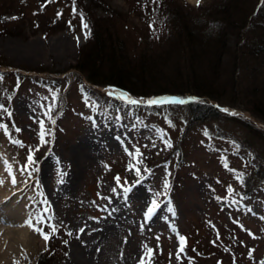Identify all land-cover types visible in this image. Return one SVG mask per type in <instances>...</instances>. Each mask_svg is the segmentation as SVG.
Returning <instances> with one entry per match:
<instances>
[{
  "label": "rangeland",
  "instance_id": "374dc122",
  "mask_svg": "<svg viewBox=\"0 0 264 264\" xmlns=\"http://www.w3.org/2000/svg\"><path fill=\"white\" fill-rule=\"evenodd\" d=\"M216 2L0 0V177L17 179L0 211L19 208L13 228L32 239L19 264L48 252L62 264H264V176L242 184L264 172V120L245 99L264 63L237 45L256 40L257 28L227 34L239 63L232 56L221 68L222 82L232 76L226 95L182 93L184 103L149 105L155 97L92 84L75 68L92 36L86 12L107 23L128 55L154 56L159 40L175 38L164 9L189 25ZM254 3L243 8L252 13ZM169 97L178 98H156ZM188 102L219 114L190 123ZM30 154L34 163L22 171Z\"/></svg>",
  "mask_w": 264,
  "mask_h": 264
},
{
  "label": "trees",
  "instance_id": "16d2710c",
  "mask_svg": "<svg viewBox=\"0 0 264 264\" xmlns=\"http://www.w3.org/2000/svg\"><path fill=\"white\" fill-rule=\"evenodd\" d=\"M72 1L80 5L84 2ZM244 4L245 0H218L205 18L202 16L194 21L191 19L189 25H185V20L180 18L177 11L164 9L168 20L166 23L172 25L175 38L172 40L170 33L169 40H159L161 51L154 56L151 53L128 55L126 48L119 49L120 42H113V38H119L106 26L107 23H102L86 12V21L91 26L92 36L80 48L75 68L84 72L92 84L117 87L136 97L173 95L185 98L188 96H183L182 93H192L200 98H212L219 89L220 94L226 95V88L230 86L232 76L222 82L221 68L232 56L235 68L239 63V58L230 53L231 48L227 40L229 32L236 28L242 31L249 27L257 28L256 40H252L250 44L247 40H238L237 45L244 44L242 47L248 50L247 54L253 60L264 63V0H255L252 13L243 8ZM157 6L160 4L155 3L154 7ZM256 20L258 21L254 24L252 21ZM203 27L206 28L204 32ZM204 37L206 39L202 40ZM184 38L186 40H183ZM175 49L178 50V58L173 56ZM170 69L173 72H170ZM163 71L167 75H164ZM254 71L260 74L255 68ZM219 77L220 87L217 84ZM233 77L235 84L237 71H233ZM101 78L105 79V82L100 81ZM247 94L245 99L249 103L248 108L264 120V78L256 87L249 88L245 95ZM186 107L190 112V123L209 117L215 118L219 114L217 109L208 104L191 102L186 104ZM263 173L253 174L249 179L243 178V186H252L253 181L261 180ZM198 252L201 251H190V258H195ZM58 255L56 252L41 254L38 264H62L63 259L58 258ZM187 264L193 263L188 261Z\"/></svg>",
  "mask_w": 264,
  "mask_h": 264
},
{
  "label": "bare ground",
  "instance_id": "6f19581e",
  "mask_svg": "<svg viewBox=\"0 0 264 264\" xmlns=\"http://www.w3.org/2000/svg\"><path fill=\"white\" fill-rule=\"evenodd\" d=\"M10 170H11V168H10ZM10 176L12 177V175H10ZM2 178L0 177V196L2 198H6V197L11 198V196H13L12 195L13 192L15 191V190H13V186L17 182L12 183V182H10L9 179L6 180L5 179L6 177L3 179ZM23 183H24V181H23ZM4 203H5V201H4ZM11 210L7 209L5 211L2 210V212L0 211L1 213H3L5 215L4 217H6L3 220L1 219L2 221H0V264H19L25 258V256H27L26 254H29V253H27L28 252L27 248L30 247L32 244L31 238L26 237V235L20 233L18 229L13 228V225L16 223L17 217H22L21 213L19 211V208H17L16 210H13V209H11ZM9 211H11L12 213L14 212V213L11 214V213H9ZM71 264H80V262L79 261L76 262V260H74V261H72ZM87 264H88V262H87Z\"/></svg>",
  "mask_w": 264,
  "mask_h": 264
},
{
  "label": "snow or ice",
  "instance_id": "6c2138e0",
  "mask_svg": "<svg viewBox=\"0 0 264 264\" xmlns=\"http://www.w3.org/2000/svg\"><path fill=\"white\" fill-rule=\"evenodd\" d=\"M155 2V0H154ZM200 3V0H197V5H199ZM87 24L85 23L84 24V28H87ZM90 35V33H86V38L87 36ZM2 78V77H0ZM122 95H126V94H122ZM128 102L129 103H132V104H139L140 101H137V100H133V99H128ZM185 101L183 99H179V98H174V97H169V98H154V99H150L148 101H146L147 104L149 105H152V104H164V103H184ZM4 106L3 105H0V109H2ZM225 111H228L227 109H225ZM233 115H236V113H232ZM41 127H43V124H41ZM43 135V134H42ZM34 163L33 161V157L32 155L30 154L28 157H27V164L22 168V171H26L27 168H28V165ZM137 173H139V169L136 170ZM117 179V182H119V177L116 178ZM12 183H16L15 181V178L12 179ZM149 212H151V210H149ZM26 223H28L29 225L32 224V220L29 219L28 221H26ZM40 223L43 224L44 223V219L43 217L41 218L40 220ZM38 231H40L41 233H43V229L40 228V229H37ZM51 230L53 232L56 231V227L53 225L51 226ZM81 231H83V229H81ZM71 235V233H69ZM43 238L45 241H47L49 239V235L48 234H44L43 235ZM158 239V238H157ZM182 240L184 239L183 237L181 238ZM152 249H149L148 252L149 253H152ZM182 251V249H181ZM140 264H145V257H141L140 258Z\"/></svg>",
  "mask_w": 264,
  "mask_h": 264
}]
</instances>
